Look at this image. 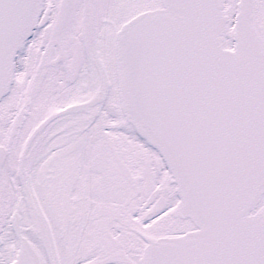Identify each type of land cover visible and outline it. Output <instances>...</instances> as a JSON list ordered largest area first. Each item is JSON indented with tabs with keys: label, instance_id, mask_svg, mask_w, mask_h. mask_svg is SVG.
<instances>
[{
	"label": "snow or ice",
	"instance_id": "snow-or-ice-1",
	"mask_svg": "<svg viewBox=\"0 0 264 264\" xmlns=\"http://www.w3.org/2000/svg\"><path fill=\"white\" fill-rule=\"evenodd\" d=\"M0 264H264V0H0Z\"/></svg>",
	"mask_w": 264,
	"mask_h": 264
}]
</instances>
